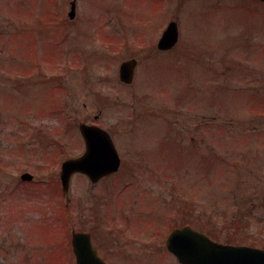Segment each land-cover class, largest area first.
<instances>
[{
  "label": "rangeland",
  "instance_id": "1",
  "mask_svg": "<svg viewBox=\"0 0 264 264\" xmlns=\"http://www.w3.org/2000/svg\"><path fill=\"white\" fill-rule=\"evenodd\" d=\"M71 2L0 0V264H76L72 231L108 264H180L165 243L185 224L264 249V4L77 0L71 20ZM172 20L179 42L159 52ZM82 123L111 133L122 166L74 176L69 204L59 173ZM243 214L233 241L226 217Z\"/></svg>",
  "mask_w": 264,
  "mask_h": 264
},
{
  "label": "water",
  "instance_id": "2",
  "mask_svg": "<svg viewBox=\"0 0 264 264\" xmlns=\"http://www.w3.org/2000/svg\"><path fill=\"white\" fill-rule=\"evenodd\" d=\"M74 7L73 4V10ZM72 15L74 16V12ZM177 39L176 25L171 24L162 37L159 47L172 48ZM136 66V60L121 65L122 82L126 84L133 82ZM80 132L86 145L85 153L81 157L64 162L60 174L66 195L70 191L73 175L85 174L96 183L103 177L116 173L120 167L121 161L108 131L97 126L81 124ZM32 178L29 174L22 177L23 180H32ZM72 243L77 264H106L93 247L90 234L74 232ZM167 247L182 264H264V250L219 244L190 227L173 231L168 237Z\"/></svg>",
  "mask_w": 264,
  "mask_h": 264
},
{
  "label": "trees",
  "instance_id": "3",
  "mask_svg": "<svg viewBox=\"0 0 264 264\" xmlns=\"http://www.w3.org/2000/svg\"><path fill=\"white\" fill-rule=\"evenodd\" d=\"M246 216V217H245ZM246 218V219H248V215H246V214H243L242 215V218ZM239 219L238 218V216H237V218H229V217H226V220L228 221V224H226V226L227 227H225V230H229L228 228H232L233 230V232H231L232 233V235H231V239L234 241L236 238H237V236L240 234V227L242 226V220L245 222V224H246V220H245V218L244 219ZM217 234H219V232L218 231H213V232H211V234H210V236H217ZM230 243H233V242H230Z\"/></svg>",
  "mask_w": 264,
  "mask_h": 264
},
{
  "label": "flooded vegetation",
  "instance_id": "4",
  "mask_svg": "<svg viewBox=\"0 0 264 264\" xmlns=\"http://www.w3.org/2000/svg\"><path fill=\"white\" fill-rule=\"evenodd\" d=\"M174 51H175V48L172 49V50H170V51H164V52L163 51H159V52H162V53H166L167 54V53H171V52H174Z\"/></svg>",
  "mask_w": 264,
  "mask_h": 264
}]
</instances>
